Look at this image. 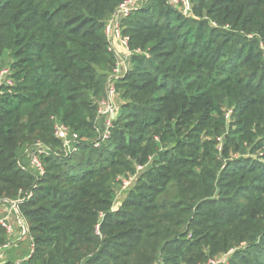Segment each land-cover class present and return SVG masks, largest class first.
<instances>
[{
    "label": "trees",
    "instance_id": "trees-1",
    "mask_svg": "<svg viewBox=\"0 0 264 264\" xmlns=\"http://www.w3.org/2000/svg\"><path fill=\"white\" fill-rule=\"evenodd\" d=\"M123 1L0 0V201L33 192L18 205L35 243L23 264H203L230 250L222 264H264V0L132 11L123 34L142 53L101 139L116 63L104 26ZM36 141L52 151L42 177L18 164Z\"/></svg>",
    "mask_w": 264,
    "mask_h": 264
},
{
    "label": "built area",
    "instance_id": "built-area-1",
    "mask_svg": "<svg viewBox=\"0 0 264 264\" xmlns=\"http://www.w3.org/2000/svg\"><path fill=\"white\" fill-rule=\"evenodd\" d=\"M148 0H125L121 2L112 15L107 20L104 26V32L108 41V49L113 51L116 56V63L109 74L106 83V96L104 99L98 101V118L101 119V114H108V118L105 119V125L103 128V133L101 135V139H105L109 135V128L111 127L114 109L118 111V105L113 104V97L117 95L115 84L116 81L122 77L128 70L130 66V57L132 53H142L139 49L132 51L128 48L129 37L123 34L122 20L130 15L132 11H136L140 9L145 2ZM169 3L172 5L180 4L182 9L180 12L184 15H189L191 10V2L190 0H169ZM120 47V48H119ZM7 73V69H2L0 71V81L3 79L5 74ZM105 106L102 110L101 107ZM114 107V109H113ZM228 116V115H226ZM53 123L54 135L61 140L62 149L65 154L73 152L76 150V143L78 142V136L72 130L68 128L64 123L57 120L55 117H51ZM101 123H104L103 120ZM98 145V144H96ZM52 154V151L49 147L44 145L43 143L36 141L32 145L26 147L24 149L23 155L18 161V164L22 169H29L33 171L36 177H42L45 174V165L43 162V158ZM141 169V167H138ZM134 177H130L128 179H123L122 186L126 188L129 186V182ZM33 192L29 191L25 195V197L20 196L15 200H4L0 203L1 206H7L9 208L8 215L0 218V225L5 229V232L8 236L13 235L15 232L14 227L18 226L20 228V235L22 238L27 240L29 252L25 256L20 259L13 260L11 262H4L2 264H23L27 260L30 259L32 254L35 251V243L33 237L29 234L28 228L24 223V220L18 213V205L22 203L26 198L32 197ZM11 214L13 215L16 221V226H13L10 218L8 217ZM13 227V228H12ZM98 227V225H97ZM14 229V230H13ZM2 247H0L1 250ZM232 252L230 250L227 254L210 258L203 264H222L225 263L228 255ZM0 254V261L1 259ZM152 264H162L161 262H154Z\"/></svg>",
    "mask_w": 264,
    "mask_h": 264
},
{
    "label": "rangeland",
    "instance_id": "rangeland-1",
    "mask_svg": "<svg viewBox=\"0 0 264 264\" xmlns=\"http://www.w3.org/2000/svg\"><path fill=\"white\" fill-rule=\"evenodd\" d=\"M173 7L177 8L179 11L182 9L181 5L180 4H172ZM191 14V10H190V13L189 15ZM120 48V47H119ZM119 103V100H118V95H116V97L114 96L113 97V104L114 105H118ZM105 108V106H102L101 109L103 110ZM114 109V107H113ZM114 115H113V118L116 117L117 115V110L114 109ZM108 118V114H101V119L103 120L104 123H101L100 124V127L101 128H104V125H105V119ZM135 179V177H134ZM134 179L132 178L131 181L129 182V186L133 184L134 182ZM127 186L126 188H120L119 191L117 192L116 194V197H115V200H114V207H117L119 206V203L121 202V200L124 199V196H125V192H126V189L129 187ZM8 210L9 208L7 206H1L0 207V218H3L4 216L8 215ZM18 210V209H17ZM18 213H19V210H18ZM11 220V223H13V226H16V221H15V218L14 216L11 214L8 216ZM22 218V217H21ZM23 219V218H22ZM24 220V219H23ZM24 223L26 224V222L24 221ZM27 226V225H26ZM13 228V227H12ZM15 231L17 230V234H20V228H18V226L14 227ZM13 229V230H14ZM12 235L8 236V244H6L5 246H3L1 248V250L4 252V254L7 256V259L8 261H13V260H16V259H20L22 258L23 256H25L26 254H28L29 252V248H28V243L25 242L26 244H24V241L23 242H20V243H17V244H12L13 241L15 240L14 237H11ZM25 241H27L25 239Z\"/></svg>",
    "mask_w": 264,
    "mask_h": 264
},
{
    "label": "crops",
    "instance_id": "crops-1",
    "mask_svg": "<svg viewBox=\"0 0 264 264\" xmlns=\"http://www.w3.org/2000/svg\"><path fill=\"white\" fill-rule=\"evenodd\" d=\"M11 237H14L15 238V240L13 241V245L14 244H17V243H20V242H23L24 241V244H26L25 242H27V241H25V239L24 238H22L21 237V235L20 234H17V230L14 232V234L11 236ZM10 244V243H9ZM8 244V245H9ZM28 246V245H27ZM0 254H1V261H0V264H2V263H4V262H6V263H8V262H11V261H8V259H7V256L4 254V252L2 251V250H0Z\"/></svg>",
    "mask_w": 264,
    "mask_h": 264
},
{
    "label": "water",
    "instance_id": "water-1",
    "mask_svg": "<svg viewBox=\"0 0 264 264\" xmlns=\"http://www.w3.org/2000/svg\"><path fill=\"white\" fill-rule=\"evenodd\" d=\"M2 201H0V203H1Z\"/></svg>",
    "mask_w": 264,
    "mask_h": 264
}]
</instances>
